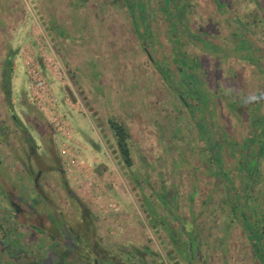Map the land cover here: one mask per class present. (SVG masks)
Returning a JSON list of instances; mask_svg holds the SVG:
<instances>
[{
	"label": "rangeland",
	"instance_id": "1",
	"mask_svg": "<svg viewBox=\"0 0 264 264\" xmlns=\"http://www.w3.org/2000/svg\"><path fill=\"white\" fill-rule=\"evenodd\" d=\"M129 1L144 8L131 16L123 0H0L11 108L1 88L0 264L11 247L42 263L52 251L9 201L59 209L72 240L123 264H262L236 211L244 198L262 242L264 116L254 109L264 101V0ZM28 58L57 101L45 113L28 93ZM108 121L129 134V165ZM245 164L252 176L242 177ZM45 218L31 223L49 230Z\"/></svg>",
	"mask_w": 264,
	"mask_h": 264
},
{
	"label": "flooded vegetation",
	"instance_id": "2",
	"mask_svg": "<svg viewBox=\"0 0 264 264\" xmlns=\"http://www.w3.org/2000/svg\"><path fill=\"white\" fill-rule=\"evenodd\" d=\"M182 98L183 97L180 95L179 99L182 100ZM49 169L51 170L52 167H50ZM53 171L60 174H62L63 172L60 167H54ZM40 172L41 168L38 167L36 176ZM33 180L34 187H38L37 183L35 182L36 177ZM70 196L72 195L70 194ZM9 205L14 214L13 217L16 218L19 215L22 216L25 220L23 222V227L29 232L32 231L34 234L39 235V237L46 239L49 242V247L50 249L52 248V251L49 250L51 254L48 256L49 260L46 259V261L42 263L40 261H35L34 258H31V256L24 249L18 247L15 249V247H11V249H8L6 254L7 261L9 262L8 264H70L65 260V258L67 257V253H65V250H67L68 253L75 254L76 256L81 257V260L85 261L86 259V262L88 264H123L120 261L114 259L113 256L106 254L105 252H97L95 248L96 245H94L93 243L91 244V247L87 246L80 241L78 235L74 236L72 240V230L70 229V227L66 226L65 221L62 219V212L59 211V209L53 208L54 212H51L50 209H44L47 214L42 215V211H37L30 205L22 209H20V207L14 204L12 201H9ZM46 205H49L50 207L55 206L53 203H46ZM49 211L51 213H49ZM42 216H46V224L44 226L48 227L49 230H47V228L44 229V227H37L35 224L31 223V221L36 220L41 223ZM51 216H54V218L52 219ZM26 239L29 240V236ZM65 239H67V243L72 241L74 243V246H69L67 243H65ZM2 247L4 248V250L10 248L9 245H3ZM12 248H14V251H12ZM79 248H81L82 253H85L86 255H81V253L78 251L75 253V251ZM43 250H47V248L40 249V252H43Z\"/></svg>",
	"mask_w": 264,
	"mask_h": 264
},
{
	"label": "trees",
	"instance_id": "3",
	"mask_svg": "<svg viewBox=\"0 0 264 264\" xmlns=\"http://www.w3.org/2000/svg\"><path fill=\"white\" fill-rule=\"evenodd\" d=\"M123 2L128 6L129 11L132 14L131 16H133V11L132 10H133L134 6L135 7H143L144 8V4L141 3V2H138L135 5H132L129 0H123ZM144 12H145V10H142L141 11V13H142L141 14V20H142V22H146L147 21L146 14H144ZM135 26H137V25H135ZM135 30L138 32V34H139L138 35L139 40L143 44L144 43V40L146 38L145 34L144 33H142V34L139 33V31L137 30V28H135ZM202 44H203L204 50H206L210 54H215L216 47H214L213 45H210V44H208L207 42H204V41L202 42ZM11 55L12 54H9L7 56L5 62H4V65L7 68V70L9 68V63H10ZM237 57L239 59H243V60H246V61H252L247 55H244V56L241 55V56H237ZM156 67H157V70L159 71V74L164 79V81L166 83L169 82L170 84H172L171 81L167 78L165 71L162 68H160L158 65ZM6 77L7 76H4L3 75L2 78H1V88H2V91L4 93L5 103L7 104L8 109H11L10 108V101H9V97L10 96H9V92H8V81H6ZM172 90H174L175 92L176 91L179 92L178 89L177 90L175 89V87H172ZM178 96H180V95H178ZM12 119H13V122L15 123V125L20 130H22V127H21L18 119L14 118V117H12ZM108 124H109V127L111 128V130L113 131V133H114V135L116 137L117 146H118L120 152L123 155L124 161L129 165L130 164V156H129V149H128V138H129V134H128L127 130L122 125H120L119 123H117L115 121H108ZM207 144L209 145V142L208 141H207ZM208 148H210V146H208ZM246 164L243 165L242 166V169H241V171H242V177H243V174L245 175V172H247V174H250V175L253 172L252 165L251 164H248L246 166ZM251 176H249V177H251ZM247 190H248V187H247ZM247 190H245L246 193H247ZM235 198L237 199L238 197L236 196ZM239 204L240 205H243V208L245 207V200H244V198H243V201L242 202H239ZM236 213H237V215H239L238 214V208H237ZM243 223L245 224V226H244L245 228H244L243 231H244V234H245L246 238L250 242V245H251V248H252L253 253L255 255H257L258 258H259V260H260V262L262 264H264V252L262 251V247L264 246V240L262 242L260 241V240H262V233L260 231L261 229L259 228V226L254 225L253 223H250L248 219L244 220Z\"/></svg>",
	"mask_w": 264,
	"mask_h": 264
},
{
	"label": "built area",
	"instance_id": "4",
	"mask_svg": "<svg viewBox=\"0 0 264 264\" xmlns=\"http://www.w3.org/2000/svg\"><path fill=\"white\" fill-rule=\"evenodd\" d=\"M24 65L29 76L28 93L31 100L44 113L46 111L45 108H54L57 101L53 95L50 94L48 89H46L47 86L41 75V70L38 64L34 59L28 58L24 61ZM61 153H67V151L63 148L61 149ZM67 171L70 172L71 167L67 166Z\"/></svg>",
	"mask_w": 264,
	"mask_h": 264
},
{
	"label": "crops",
	"instance_id": "5",
	"mask_svg": "<svg viewBox=\"0 0 264 264\" xmlns=\"http://www.w3.org/2000/svg\"><path fill=\"white\" fill-rule=\"evenodd\" d=\"M14 80V79H13ZM0 86H1V82H0ZM0 90H1V87H0ZM14 90V89H13ZM1 92V91H0ZM5 99V98H4ZM263 99H264V96H263ZM254 112H255V117H257V115L258 116H264V101H263V103H261V105L259 104V107L257 106V108L256 109H254ZM259 121L261 120V117L258 119ZM261 121H264V119L263 120H261ZM85 122V121H84ZM1 169V168H0Z\"/></svg>",
	"mask_w": 264,
	"mask_h": 264
},
{
	"label": "water",
	"instance_id": "6",
	"mask_svg": "<svg viewBox=\"0 0 264 264\" xmlns=\"http://www.w3.org/2000/svg\"><path fill=\"white\" fill-rule=\"evenodd\" d=\"M150 58V57H149ZM150 61H152V59L150 58ZM244 208H243V205H238V214H239V216L241 217V219H243V220H246V216H245V214H244Z\"/></svg>",
	"mask_w": 264,
	"mask_h": 264
}]
</instances>
